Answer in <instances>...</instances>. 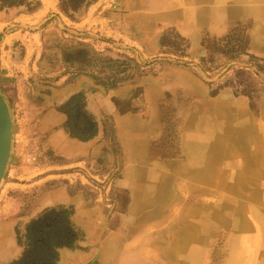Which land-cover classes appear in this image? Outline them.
I'll list each match as a JSON object with an SVG mask.
<instances>
[{
    "label": "rangeland",
    "instance_id": "374dc122",
    "mask_svg": "<svg viewBox=\"0 0 264 264\" xmlns=\"http://www.w3.org/2000/svg\"><path fill=\"white\" fill-rule=\"evenodd\" d=\"M23 1L0 0L12 120L0 207L27 217L52 190L79 194L92 239L75 229L74 248L97 251L83 264H264V0H58L47 21L60 39L17 20L37 5ZM79 76L91 84L63 97ZM73 209L38 219L50 212L58 232ZM36 220L17 226L26 246Z\"/></svg>",
    "mask_w": 264,
    "mask_h": 264
},
{
    "label": "crops",
    "instance_id": "0c3cea01",
    "mask_svg": "<svg viewBox=\"0 0 264 264\" xmlns=\"http://www.w3.org/2000/svg\"><path fill=\"white\" fill-rule=\"evenodd\" d=\"M37 5L31 11L25 10V7H19L15 9V12H19V16L17 20L26 23H47V25L40 31L39 37L45 36V38L57 37L63 38V30L58 25V23H48L50 19V15L53 13H57L58 11V0H35ZM85 9H81L79 12H84ZM49 18V19H48ZM48 19V21H47ZM5 67L2 66V73ZM3 76V74H1ZM73 82L69 83L68 86L63 87L59 90V92L64 97L68 93H74L81 90L84 87V84H91V81L84 76H79L75 78ZM0 86L5 91L6 87H9L10 84L8 82L3 83L2 78L0 79ZM72 86L74 89H72ZM9 94V93H8ZM5 96V95H4ZM6 97V96H5ZM201 109V105H193L191 109V116L196 115L198 110ZM212 112V111H210ZM197 116V115H196ZM196 116H194L196 118ZM193 117V119H194ZM58 118L61 122L65 119L63 114H51L50 122H53ZM192 119V118H190ZM61 134H65V131H61ZM192 135V132L189 133ZM62 136V135H61ZM66 136V135H65ZM140 143L142 138L136 140V142ZM87 146L91 143H86ZM91 146V145H90ZM79 194L70 195L66 193L64 189H56L50 191L45 198L39 199L37 203L32 207V211L30 212V216H19L17 212H6L4 209L0 207V264H42L43 255H40V250H43L44 255H49L52 260L48 264H52L55 260L57 252L61 254L58 255L59 258L57 260V264H83L87 261H91L93 257L96 256V249L91 248V245H84V249H75L74 243V233L75 229L77 231H81L82 238L84 242H90L92 239V234L89 230V224L86 220V216L89 217V210L85 206V203L82 200ZM73 205V214L71 216V222L69 221L67 227L65 228V222L62 223L63 227L58 232H50V225L47 224L46 217L48 219V215L50 212L45 213L43 217L38 219L42 214L47 211L49 208ZM59 208V207H58ZM62 209V208H61ZM59 213V212H58ZM19 217V218H18ZM30 226L28 231V238H30L29 244L26 246V243H22V240L19 238L17 227L22 220L21 225L26 228L32 220H35ZM42 221V222H41ZM40 227H44L43 235L45 236L46 242L41 246H33L36 244L38 239V231ZM59 235H64L71 239L70 244L61 245L57 247H51L49 244L54 237H58ZM76 241V240H75ZM86 244V243H85ZM83 245V243H82ZM68 246V247H66ZM65 247V248H64ZM27 248V249H26ZM64 249V250H63ZM55 262V261H54ZM131 264H134L131 262Z\"/></svg>",
    "mask_w": 264,
    "mask_h": 264
},
{
    "label": "water",
    "instance_id": "95a60500",
    "mask_svg": "<svg viewBox=\"0 0 264 264\" xmlns=\"http://www.w3.org/2000/svg\"><path fill=\"white\" fill-rule=\"evenodd\" d=\"M2 35L0 34V40ZM12 148V120L10 109L0 91V183L6 171Z\"/></svg>",
    "mask_w": 264,
    "mask_h": 264
},
{
    "label": "bare ground",
    "instance_id": "6f19581e",
    "mask_svg": "<svg viewBox=\"0 0 264 264\" xmlns=\"http://www.w3.org/2000/svg\"><path fill=\"white\" fill-rule=\"evenodd\" d=\"M257 1V0H256ZM260 1V0H259ZM257 10L258 9H260V7L259 8H256ZM256 10V11H257ZM263 10H264V8H263ZM217 12L215 11V14H216ZM257 13H260V11L259 12H257ZM216 15H218V14H216ZM215 15V16H216ZM224 112V111H223ZM222 113V112H221ZM208 114V113H207ZM214 114V113H213ZM224 114V113H223ZM222 114V115H223ZM216 115H218V114H216ZM227 115V114H226ZM202 116V115H201ZM200 116V117H201ZM212 116H214L215 117V115H212ZM225 115H223L222 117H224ZM243 116V115H242ZM226 117V116H225ZM231 117V116H230ZM237 117V116H236ZM196 118H198V117H196ZM203 118H204V116H203ZM206 118V117H205ZM209 118V117H208ZM234 118V117H233ZM193 119V118H192ZM227 119V118H226ZM194 120H196L195 119V117H194ZM194 120H193V122H194ZM200 120V119H199ZM199 120H198V123H199ZM205 120V119H204ZM203 120V121H204ZM211 120V119H210ZM209 120V121H210ZM224 120V119H223ZM228 120V119H227ZM206 121V120H205ZM209 121H206V122H208V123H210ZM192 122V121H191ZM192 122V123H193ZM201 122V121H200ZM232 122H233V120H232ZM242 122V121H241ZM192 123H190L191 124V128H192V126H194V125H192ZM237 123V122H236ZM236 123H234V124H236ZM195 124V123H194ZM198 125V124H197ZM209 125H211V124H209ZM234 126V125H233ZM237 126V125H236ZM245 126V125H244ZM241 127V129H240V134L241 135H244V136H246V137H248V135H247V133L248 132H250L249 131V127ZM247 126V125H246ZM254 124L253 123H250V127L253 129L254 128ZM195 127H196V125H195ZM193 129V128H192ZM191 129V130H192ZM251 130V129H250ZM232 133V132H231ZM258 135H260V134H258ZM212 136V135H211ZM214 137V136H213ZM213 137H211V139L213 138ZM263 137V136H262ZM246 139V138H245ZM214 139H212V143H214V141H213ZM216 140V139H215ZM243 140V139H242ZM223 141V140H222ZM254 142H255V144H256V146H255V148H256V150L253 152L254 153V157H260V158H264V153H263V150H262V148L260 147V145H259V138L257 137V138H255L254 140H253ZM216 143L218 142L217 140L215 141ZM263 142V141H262ZM264 143V142H263ZM262 143V144H263ZM219 144H220V142H219ZM252 143H250V145H251ZM262 144H261V146H262ZM207 145V144H206ZM210 145V144H209ZM214 145V144H213ZM217 145H218V143H217ZM222 145V144H221ZM250 145H247V146H250ZM145 146V145H144ZM208 146V145H207ZM214 146H216V145H214ZM252 146V145H251ZM210 147H211V145H210ZM209 147V148H210ZM218 147V146H217ZM220 147V146H219ZM194 148V147H193ZM216 150H217V148H215ZM215 149H213V150H215ZM205 150H206V148H205ZM211 148L209 149V151L211 152ZM244 150V149H243ZM208 151V152H209ZM220 151V150H219ZM218 151V152H219ZM193 152H194V150H193ZM208 152H206V153H208ZM196 153V152H195ZM202 153V151L200 152V154ZM204 153V152H203ZM212 153V152H211ZM211 153H209V154H211ZM193 154V153H192ZM197 155L199 154L198 152L196 153ZM195 154V155H196ZM195 155L194 156H191V158H193V157H195ZM202 155V154H201ZM203 156H204V154H203ZM197 158V157H196ZM191 160V159H190ZM188 162V161H187ZM181 163V162H180ZM156 165V164H155ZM159 165V164H158ZM254 165V164H253ZM252 165V166H253ZM187 166V165H186ZM260 166V165H259ZM174 167H176V166H174ZM185 168V167H184ZM256 168V167H255ZM212 169V168H211ZM185 170V169H184ZM149 171H151V169L150 170H147V172H149ZM153 172H156L155 170L153 171ZM200 172V171H199ZM158 174V173H157ZM151 176V175H150ZM150 178V177H149ZM148 179V178H147ZM152 180V179H151ZM195 180V179H194ZM155 207V206H154ZM212 217V216H211ZM229 218H230V214H228V215H225V216H223V215H214V217H212V220H214V221H211L212 223L214 222V223H216L217 225L218 224H222V223H224L225 221H227V220H229ZM199 227V226H198ZM186 228V227H185ZM196 230V229H195ZM201 230V229H200ZM182 231H184L183 229H182ZM187 235V234H186ZM182 236V235H181ZM183 237V236H182ZM200 238V237H199ZM179 239V238H178ZM178 239H177V244H178ZM181 239H183V238H181ZM187 239V238H186ZM181 242V241H180ZM193 246H195L194 244H193ZM177 249V248H176ZM195 249H196V247H195ZM197 249H198V247H197ZM196 249V250H197ZM202 249V248H201ZM178 250V249H177ZM180 250H181V248H180ZM187 250V249H186ZM196 250H194V251H196ZM199 250V249H198ZM192 251V250H191ZM200 251V250H199ZM199 251H197V252H199ZM196 252V253H197ZM202 253V252H201ZM191 254H193V252H191ZM245 255V254H244ZM237 256V257H236ZM235 257H236V259L233 261V263L232 264H237V260H238V255H235ZM239 257H240V255H239ZM245 257V256H244ZM240 259L242 260V257H240Z\"/></svg>",
    "mask_w": 264,
    "mask_h": 264
},
{
    "label": "trees",
    "instance_id": "16d2710c",
    "mask_svg": "<svg viewBox=\"0 0 264 264\" xmlns=\"http://www.w3.org/2000/svg\"><path fill=\"white\" fill-rule=\"evenodd\" d=\"M4 2H7L8 0H3ZM24 1L23 0H9V5H20L23 4ZM220 46H224L225 44L223 42H219L218 43ZM42 222V221H41ZM43 229L44 227H40L39 231H38V239L36 244H33V246L35 247V245L41 246L43 245L46 240H45V236L43 235ZM71 243V239L69 237H66L64 235H59L58 237H54V239H52V241L49 242V244L51 245V247H57V246H61V245H66V244H70ZM52 260V258L49 255H43L42 264H48L50 261Z\"/></svg>",
    "mask_w": 264,
    "mask_h": 264
}]
</instances>
